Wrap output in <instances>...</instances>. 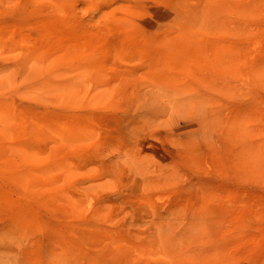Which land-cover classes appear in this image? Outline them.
I'll return each instance as SVG.
<instances>
[{
	"label": "rangeland",
	"instance_id": "obj_1",
	"mask_svg": "<svg viewBox=\"0 0 264 264\" xmlns=\"http://www.w3.org/2000/svg\"><path fill=\"white\" fill-rule=\"evenodd\" d=\"M0 264H264V0H0Z\"/></svg>",
	"mask_w": 264,
	"mask_h": 264
}]
</instances>
